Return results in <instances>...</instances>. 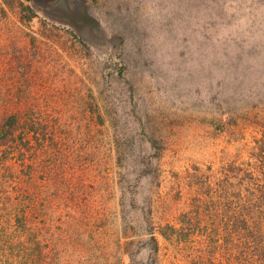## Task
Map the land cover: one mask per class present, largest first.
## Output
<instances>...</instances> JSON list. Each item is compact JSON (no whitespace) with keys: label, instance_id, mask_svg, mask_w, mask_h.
Returning <instances> with one entry per match:
<instances>
[{"label":"rangeland","instance_id":"1","mask_svg":"<svg viewBox=\"0 0 264 264\" xmlns=\"http://www.w3.org/2000/svg\"><path fill=\"white\" fill-rule=\"evenodd\" d=\"M28 5L37 15L24 22ZM17 92L51 111L67 100L75 112H96L98 101L114 148L131 172L138 168L131 193L153 200L162 223L183 232L158 236L154 254L140 212L133 225L99 221L89 240L58 221L50 264H212L205 240L185 237L199 223L209 237V202L198 201L209 199V167L247 159L260 136L264 0H77L50 9L0 0V97L8 109Z\"/></svg>","mask_w":264,"mask_h":264},{"label":"trees","instance_id":"2","mask_svg":"<svg viewBox=\"0 0 264 264\" xmlns=\"http://www.w3.org/2000/svg\"><path fill=\"white\" fill-rule=\"evenodd\" d=\"M26 10L31 16L24 22L37 15L29 5ZM11 97L10 109L0 97L1 264H50L58 221L70 227L72 237L89 240L99 221L118 228L132 224L140 212V222L150 228L154 254L160 250L158 236L168 240L183 233L178 223H162L160 207L149 205L153 200L148 204L141 192L131 193L128 179L138 168L131 172L118 154L120 145L114 148L111 120L97 100L91 105L96 112H75L67 100L61 110L51 111L43 108L51 104L36 103L31 94ZM259 133L247 159L230 161L215 172L209 167V199L198 198L201 204L209 202V237L198 229L207 226L199 223L189 227L185 238H203L212 264H264V123Z\"/></svg>","mask_w":264,"mask_h":264},{"label":"water","instance_id":"3","mask_svg":"<svg viewBox=\"0 0 264 264\" xmlns=\"http://www.w3.org/2000/svg\"><path fill=\"white\" fill-rule=\"evenodd\" d=\"M35 6L40 9H50L63 1L76 3L77 0H30Z\"/></svg>","mask_w":264,"mask_h":264}]
</instances>
